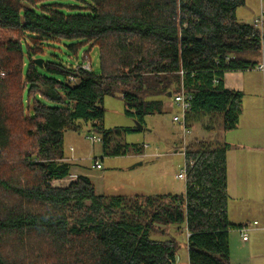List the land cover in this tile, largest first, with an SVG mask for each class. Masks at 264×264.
Here are the masks:
<instances>
[{"label":"trees","instance_id":"1","mask_svg":"<svg viewBox=\"0 0 264 264\" xmlns=\"http://www.w3.org/2000/svg\"><path fill=\"white\" fill-rule=\"evenodd\" d=\"M245 4L0 0V264H177L183 248L189 264H233L230 233L243 224L228 215L227 143H188L181 193L108 197L87 175L54 181L71 176L65 137L83 124L105 155L145 152L111 146L131 129L99 123L106 96L121 95L143 124L184 87L189 125L218 115L236 128L244 93L225 74L256 68L263 43L259 27L238 21ZM93 48L98 71L82 67Z\"/></svg>","mask_w":264,"mask_h":264},{"label":"rangeland","instance_id":"2","mask_svg":"<svg viewBox=\"0 0 264 264\" xmlns=\"http://www.w3.org/2000/svg\"><path fill=\"white\" fill-rule=\"evenodd\" d=\"M247 3V2H246ZM244 12L248 19L253 14L255 18L248 20L249 23L254 19L261 18L264 11V0H248V4L241 6L237 12ZM252 22V23H253ZM263 43L262 50L258 59L264 63V15L262 24ZM92 65L95 71L99 70V51L93 48L90 52ZM249 84L244 98V107L249 110L252 106L264 109V72L253 69L248 73ZM263 89V92H261ZM125 102L121 95L106 96L104 100L105 116L101 125L106 129L117 130L118 128L131 129L123 131L122 138L115 135L111 143L112 147L117 144L140 143L145 145L144 151L160 153L157 156H150L142 159V154L129 151L125 155H105L101 141L92 143L87 135L91 132V123L83 124L80 131H69L66 135V145L70 150V162L74 163L73 172L70 177L63 180H55L54 184L66 186L71 180L79 175H87L93 182L97 193L110 196L132 197L136 194H151L164 192H184L185 180L177 177V173L185 165V156L181 152L184 150V140L181 129L173 120L174 114L179 111L173 105L171 110L163 114H150L144 117V128L136 130L137 121L125 112ZM264 111L261 115L257 110L256 121L264 123ZM220 119V118H219ZM218 119V121H219ZM263 119V120H261ZM264 128V125H263ZM206 132V131H204ZM101 137L100 134L97 133ZM196 132L191 131L185 138L189 143ZM170 139H179L177 146L166 143ZM102 139V137H101ZM100 162L102 168H95L94 163ZM139 162H142L139 164ZM237 229H233L230 238L231 242V261L234 264H247L250 262V251L243 249V245L238 240ZM249 245H247L248 247ZM186 248L180 252V264H186L189 257ZM249 260V261H248ZM246 261H248L246 263Z\"/></svg>","mask_w":264,"mask_h":264},{"label":"crops","instance_id":"3","mask_svg":"<svg viewBox=\"0 0 264 264\" xmlns=\"http://www.w3.org/2000/svg\"><path fill=\"white\" fill-rule=\"evenodd\" d=\"M246 2V4H248V0H246ZM244 14V12H240L239 14L238 10V21L242 23H249L248 20H253L256 16L253 14L251 19H248L249 17ZM251 70L252 69L247 71H230L225 74V86L232 90L243 91V102L246 91L248 90V73ZM254 70H256V68H254L253 71ZM261 92H263V89ZM173 105L175 104L172 100L165 101L166 110H171ZM250 107L251 108L247 110L243 103V111L239 125L229 131L223 128L222 117H219L218 115H207L201 117V121L191 122L189 129L190 132H196L193 139H210L211 142L215 143V145L217 142H224L228 144L227 186L229 194V220L232 224H250L251 228L248 231L249 239H247V241L242 240L241 234L236 232L239 238L238 240H240L243 245V249L247 252L250 251L251 254L250 262L247 263L249 261L248 260L246 263L264 264V123L262 121H256L254 118L257 110H260L262 115L264 109L262 108L261 110L260 107L258 108L256 106ZM182 134L184 138V133ZM166 143L168 146H177L179 143L182 144V142H180V138L176 140L168 138ZM157 155H160V153L145 151L142 154V159ZM255 220H258L259 223L254 224L253 222ZM231 236L232 234L230 233V238ZM247 245L249 246L247 247ZM186 264H189V259Z\"/></svg>","mask_w":264,"mask_h":264},{"label":"built area","instance_id":"4","mask_svg":"<svg viewBox=\"0 0 264 264\" xmlns=\"http://www.w3.org/2000/svg\"><path fill=\"white\" fill-rule=\"evenodd\" d=\"M263 15L264 12L261 16V18H257L255 19V21L253 22L255 24V26L259 27L261 30L262 28V24H263ZM83 69H87V70H92L93 66L91 64V62H87L85 64L82 65ZM257 69L264 71V63H261L257 66ZM192 99V96L186 92L185 88L182 87V89L180 91H178V93L174 96V100L173 103L175 104V106L178 107L179 111L177 112V114L174 115V122H176L177 124L180 125L181 129H182V133H184V150H182V153L184 154V156L186 155V146L188 145L187 140L185 139L187 137V135L190 133V125L189 122L187 120V113L188 110L190 109V100ZM101 139L100 136H98L97 134H94L93 136H90V140L95 142V141H99ZM97 168H100L101 165L96 162L94 163ZM190 164L192 165L193 162L191 161ZM187 173H188V162L186 161L185 158V165L180 169V171L177 173V177L180 179H185L187 178ZM254 224H258L259 221L255 220L253 222ZM251 226L250 224H245L242 227L238 228V231L240 232L241 236H242V240L247 241V239H249V233L248 231L250 230ZM180 264V261L178 260V263Z\"/></svg>","mask_w":264,"mask_h":264},{"label":"water","instance_id":"5","mask_svg":"<svg viewBox=\"0 0 264 264\" xmlns=\"http://www.w3.org/2000/svg\"><path fill=\"white\" fill-rule=\"evenodd\" d=\"M38 62H39V64H41L42 63V59H38ZM143 128H144V125L141 122L137 121L136 130H142ZM141 163L142 162H139V164H141Z\"/></svg>","mask_w":264,"mask_h":264}]
</instances>
